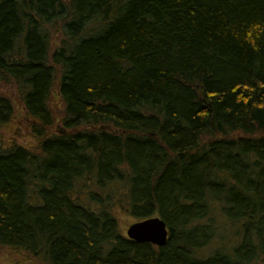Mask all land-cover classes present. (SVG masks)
Returning <instances> with one entry per match:
<instances>
[{"label":"trees","instance_id":"obj_1","mask_svg":"<svg viewBox=\"0 0 264 264\" xmlns=\"http://www.w3.org/2000/svg\"><path fill=\"white\" fill-rule=\"evenodd\" d=\"M0 82L36 140L15 141L0 95V247L264 264V0H0ZM115 208L162 218L165 244L122 234Z\"/></svg>","mask_w":264,"mask_h":264},{"label":"rangeland","instance_id":"obj_2","mask_svg":"<svg viewBox=\"0 0 264 264\" xmlns=\"http://www.w3.org/2000/svg\"><path fill=\"white\" fill-rule=\"evenodd\" d=\"M53 32V31H52ZM53 33V46L60 38V33L54 36ZM0 95L7 96L11 99L14 107V129L16 135L13 137L15 141L31 150H35L36 140L30 134V130L27 125V118L25 116V111L23 105L17 97V91L13 83H4L0 82ZM49 107L54 115V125L53 130L58 131L62 129L60 122V117L63 113V106L61 99L54 92L49 101ZM0 138H11V135L3 130H0ZM113 213L117 219L119 230L122 234L126 235V229L130 223L135 219L121 213L118 209H114ZM208 248L205 249V252H208ZM0 264H45L35 258L30 254L25 252H15L7 247H0Z\"/></svg>","mask_w":264,"mask_h":264},{"label":"water","instance_id":"obj_3","mask_svg":"<svg viewBox=\"0 0 264 264\" xmlns=\"http://www.w3.org/2000/svg\"><path fill=\"white\" fill-rule=\"evenodd\" d=\"M58 133H64L59 129ZM168 228L165 221L159 216H150L134 220L126 229V236L135 241H146L155 246L165 244L168 238Z\"/></svg>","mask_w":264,"mask_h":264}]
</instances>
